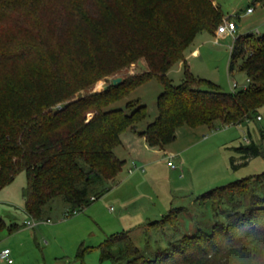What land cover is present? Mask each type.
<instances>
[{
  "label": "trees",
  "instance_id": "1",
  "mask_svg": "<svg viewBox=\"0 0 264 264\" xmlns=\"http://www.w3.org/2000/svg\"><path fill=\"white\" fill-rule=\"evenodd\" d=\"M219 1L121 0L110 15L60 11L3 16L9 0H0V23L7 32L28 36L24 44L5 34L0 37V189L25 171L22 193L29 215L41 218L56 196L70 206L67 211L84 209L122 170L124 160L114 148L123 132L135 129L147 115L139 99L127 102L128 111L108 106L153 76L163 84L159 113L140 132L151 147L163 149L185 124H237L258 117L264 105V34L249 32L234 39L228 70L238 65L246 73L250 81L242 89L225 92L195 77L188 64L180 84L167 75L185 60L198 32L214 34L223 16ZM35 23L39 25L32 33ZM141 57L145 72L74 97ZM236 150L240 156L233 166L262 154L254 141ZM201 198L212 205L211 232L183 234L174 209L155 223L171 225L180 236H172L153 259L145 257L129 231L107 238L101 258L115 264H264V172L214 187ZM6 228L18 229L0 217V231Z\"/></svg>",
  "mask_w": 264,
  "mask_h": 264
},
{
  "label": "rangeland",
  "instance_id": "2",
  "mask_svg": "<svg viewBox=\"0 0 264 264\" xmlns=\"http://www.w3.org/2000/svg\"><path fill=\"white\" fill-rule=\"evenodd\" d=\"M219 3L222 21L225 17L236 20L235 34L225 35L217 42L216 30L214 34L198 32L185 50V60L167 71L174 84L182 82L186 64L195 77L209 80L228 93L248 84L246 73L238 65L232 72L228 70L231 46L234 37L244 30L264 34V0H220ZM120 4L121 0H9L3 16L52 15L60 11L67 15H75L74 11L77 15H90L91 11V15H110ZM248 7L254 11L247 12ZM38 25L34 24L32 33ZM6 29L1 22L0 37L5 34L15 37L16 44L26 42L25 33ZM146 70L145 59L138 58L78 91L74 97L99 91L115 77L123 79ZM233 81L239 86L233 88ZM162 90V81L153 76L108 106L128 111L127 102L139 99L145 104L147 115L137 122L135 129L127 128L123 132L121 143L114 148L115 154L124 160L122 170L84 209L66 216L70 206L61 196H56L44 207L41 218L29 215L22 193L27 184L25 171L18 172L0 189V217L18 227L14 232L7 228L0 231V251L9 248L13 258L12 263L0 258V264H115L110 258H101L100 248L107 238L120 231H129L145 257L153 259L156 251L166 248L169 239L177 234L171 225L160 226L155 221L174 209L183 234L192 235L198 229L211 232L215 223L212 205L201 196L214 187L264 172V105L259 108L258 117L242 123L182 125L174 140L163 149H155L140 132L158 117L157 100ZM91 116L89 113L88 117ZM251 141L261 146L262 154L246 164L233 166V159L240 156L236 148ZM168 160L176 167L168 165ZM219 218L225 221L224 215ZM27 220L35 221V226L29 227Z\"/></svg>",
  "mask_w": 264,
  "mask_h": 264
},
{
  "label": "built area",
  "instance_id": "3",
  "mask_svg": "<svg viewBox=\"0 0 264 264\" xmlns=\"http://www.w3.org/2000/svg\"><path fill=\"white\" fill-rule=\"evenodd\" d=\"M254 10L253 7H248L247 9V12H252ZM237 22L236 20H234L233 18H230V17H225L223 19V21L218 25L217 29H216V36H217V42H219L220 40V36H225V35H234L236 30H237ZM235 39V37H234ZM232 47V46H231ZM250 79L247 78V82H249ZM233 88H236L238 87V82L237 81H233ZM246 87V85L244 86ZM243 87V88H244ZM170 157H173V155H169ZM168 165H170L171 167H176L175 163L172 162L171 160H168ZM129 171H132V168L129 169ZM96 198L94 196H91V200H95ZM77 212V210H73V211H66L65 212V215L66 216H70V215H73ZM25 223H27V225L29 227H33L35 226L36 222L35 221H32V220H27ZM0 258L6 260L8 263H12L13 262V258L11 257V250L9 248H3L1 251H0Z\"/></svg>",
  "mask_w": 264,
  "mask_h": 264
},
{
  "label": "water",
  "instance_id": "4",
  "mask_svg": "<svg viewBox=\"0 0 264 264\" xmlns=\"http://www.w3.org/2000/svg\"><path fill=\"white\" fill-rule=\"evenodd\" d=\"M121 80H122L121 77H115V78L112 79V82H113L114 84H117V83L120 82Z\"/></svg>",
  "mask_w": 264,
  "mask_h": 264
},
{
  "label": "crops",
  "instance_id": "5",
  "mask_svg": "<svg viewBox=\"0 0 264 264\" xmlns=\"http://www.w3.org/2000/svg\"><path fill=\"white\" fill-rule=\"evenodd\" d=\"M255 1H257V2H262L263 0H255ZM253 11H254V10H253ZM253 11H252V12H253ZM245 31H247V32H245ZM248 31H249V30H244V33H240V34L249 33ZM252 33H253V32H252ZM219 38L221 39V38H223V36H220ZM142 137L145 139L144 136H142ZM155 149H157V148H155ZM5 248H6V247H5Z\"/></svg>",
  "mask_w": 264,
  "mask_h": 264
}]
</instances>
